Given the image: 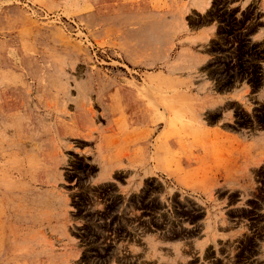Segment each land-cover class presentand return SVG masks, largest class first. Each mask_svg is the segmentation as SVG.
I'll return each mask as SVG.
<instances>
[{
    "label": "rangeland",
    "instance_id": "1",
    "mask_svg": "<svg viewBox=\"0 0 264 264\" xmlns=\"http://www.w3.org/2000/svg\"><path fill=\"white\" fill-rule=\"evenodd\" d=\"M262 89L264 0H0V264H264Z\"/></svg>",
    "mask_w": 264,
    "mask_h": 264
},
{
    "label": "crops",
    "instance_id": "2",
    "mask_svg": "<svg viewBox=\"0 0 264 264\" xmlns=\"http://www.w3.org/2000/svg\"><path fill=\"white\" fill-rule=\"evenodd\" d=\"M261 98H264V89H262L260 92H258Z\"/></svg>",
    "mask_w": 264,
    "mask_h": 264
},
{
    "label": "bare ground",
    "instance_id": "3",
    "mask_svg": "<svg viewBox=\"0 0 264 264\" xmlns=\"http://www.w3.org/2000/svg\"><path fill=\"white\" fill-rule=\"evenodd\" d=\"M108 178H111V173H110V175H108Z\"/></svg>",
    "mask_w": 264,
    "mask_h": 264
}]
</instances>
